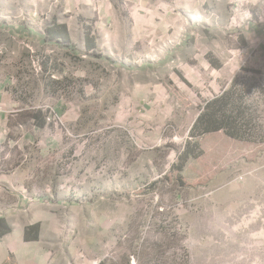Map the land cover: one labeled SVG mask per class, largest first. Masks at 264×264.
Listing matches in <instances>:
<instances>
[{"label": "rangeland", "instance_id": "374dc122", "mask_svg": "<svg viewBox=\"0 0 264 264\" xmlns=\"http://www.w3.org/2000/svg\"><path fill=\"white\" fill-rule=\"evenodd\" d=\"M86 1L0 8L18 101L0 148L7 264H264V52L247 41L264 0L172 7L168 31ZM178 13L204 19L179 46ZM55 21L69 44L46 40Z\"/></svg>", "mask_w": 264, "mask_h": 264}, {"label": "crops", "instance_id": "0c3cea01", "mask_svg": "<svg viewBox=\"0 0 264 264\" xmlns=\"http://www.w3.org/2000/svg\"><path fill=\"white\" fill-rule=\"evenodd\" d=\"M110 1L111 0H87L85 4L91 5L93 3L99 2L107 5ZM119 1L122 4L125 3L132 4L134 12L131 15V21L132 24L139 29V31L145 29L146 27H149V31H152L156 27L157 23H160L162 25L163 31H168L170 30L172 25H177V14L174 12L172 7H175L179 10L194 13L196 11H200L203 8V6L201 5V1L207 2V0H119ZM4 2L5 0H2V3H0V8L8 9L9 0H6L7 6L4 5ZM159 4L160 6H162V10L164 11L163 13L158 10L160 8ZM227 6L228 4H224V7L226 9ZM223 19L224 22H227L229 20V17ZM236 22H237V18L234 19V21L232 22L231 28L234 26ZM253 24L254 26L256 25L260 26L258 25L260 24L258 19L254 20ZM9 25H10L9 23H4L0 21V30L2 32H5V29H8ZM11 31H14L15 33V35L12 37L14 40H17L20 36L24 38V41L30 40L31 43L37 41V39H41L45 42V34L44 35L35 34L32 31V26L27 27L23 24H16V27L14 29H11ZM250 31H251V27H250ZM252 32L258 35V40H256L254 34L251 33V37L248 38L247 40L248 43L250 44V47L251 45H254L257 42L260 43L257 47L251 50L259 51V53L262 54L264 52V30L257 31L256 28H253ZM141 35L143 34L141 33ZM12 87L13 86L11 84V80L6 78L4 72L0 69V148H2L3 144L6 142V136H8V134L11 133L10 124H12L14 118L12 116L14 111L13 112L11 111L16 108V106L13 105H16L18 102L15 98L14 90L12 89ZM8 226L12 228L9 225V223ZM10 234L11 233L7 234L5 237L9 236ZM5 237H3L2 239H4ZM2 239H0V243ZM0 258H3L0 261V264L12 263L10 261L11 257L8 258L7 256L3 255L2 252H0ZM13 264H18L15 263V259Z\"/></svg>", "mask_w": 264, "mask_h": 264}, {"label": "trees", "instance_id": "16d2710c", "mask_svg": "<svg viewBox=\"0 0 264 264\" xmlns=\"http://www.w3.org/2000/svg\"><path fill=\"white\" fill-rule=\"evenodd\" d=\"M46 40L55 41L58 44L67 45L71 42V34L67 25L58 24L56 21L53 25L47 27ZM42 121V120H41ZM12 230L8 226L5 219L0 220V239L11 233Z\"/></svg>", "mask_w": 264, "mask_h": 264}, {"label": "built area", "instance_id": "2783aa9c", "mask_svg": "<svg viewBox=\"0 0 264 264\" xmlns=\"http://www.w3.org/2000/svg\"><path fill=\"white\" fill-rule=\"evenodd\" d=\"M179 19L178 21L182 22L184 21V26L180 29V32L178 35L171 41V43H175L176 45H182L183 44V39L187 37L188 33L195 28V24H198L200 22H203L202 17H195V16H190L185 17L183 16L182 13H178ZM191 27V28H190ZM190 28V30H189ZM260 43V42H259Z\"/></svg>", "mask_w": 264, "mask_h": 264}, {"label": "bare ground", "instance_id": "6f19581e", "mask_svg": "<svg viewBox=\"0 0 264 264\" xmlns=\"http://www.w3.org/2000/svg\"><path fill=\"white\" fill-rule=\"evenodd\" d=\"M178 24V23H177Z\"/></svg>", "mask_w": 264, "mask_h": 264}]
</instances>
